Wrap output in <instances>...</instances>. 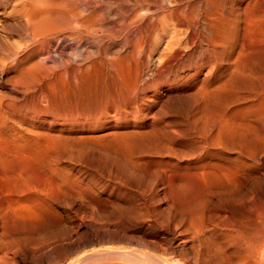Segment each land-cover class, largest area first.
Returning a JSON list of instances; mask_svg holds the SVG:
<instances>
[{
    "label": "rangeland",
    "instance_id": "1",
    "mask_svg": "<svg viewBox=\"0 0 264 264\" xmlns=\"http://www.w3.org/2000/svg\"><path fill=\"white\" fill-rule=\"evenodd\" d=\"M195 1L197 2L180 0V8L186 6L180 10V48L173 54L167 53L170 58L167 57L160 65L161 59L158 56L166 54L162 48V52L159 49L160 52L153 53L154 60L147 53V64L145 63L143 70L139 72L137 68L131 67L124 71L128 73L126 78L123 75L125 82L116 72L102 65L92 66L91 71L80 67L79 72L85 71L84 73H79L78 67L75 69L78 77L76 73H72L75 70L56 64L59 62L58 55H53L44 63L48 66L51 63L54 69L50 73H55L51 75L54 78L59 76L60 67V73L65 74L60 76H64L65 80L69 78L67 84H64L63 78L48 80V83L46 80H38L40 83L36 80L27 83L20 80V84L17 73H20L24 63L13 59L18 56L0 64V175L1 178L9 174L14 176L4 177V180L8 179L6 182L0 180V195L4 193L3 198H17L18 202H14V205L10 203L13 198L4 200L0 196V209L4 207L5 212V209L7 211L12 207L9 212L0 211V218L3 217V220L0 219V241L3 237L4 240L9 239V242L17 241L21 249L15 256L17 264H141L120 259L118 251L123 250L121 245L124 249L130 246L121 240V236H133L136 234L131 231L135 227L133 224L139 221L149 223L150 219L158 222V229H149L150 240L159 241V253L173 264H264V119L258 113L259 108H264V35L261 32L264 31V0H208L206 6H198L197 3V7L194 6ZM215 2L222 4V7ZM188 5L193 11L197 9V13L206 9L207 16L200 12V18L204 16L207 19H203L209 21L205 22L209 33L207 30H203L204 33L199 30L196 34L191 31L190 19L195 20L196 13L189 11L191 8ZM218 8L223 10L220 11L222 14L218 12ZM207 9L215 13L216 17L213 14L211 16ZM0 10L2 25L6 14H3L1 6ZM220 14H224V18ZM252 21L253 24L257 23L259 31ZM213 22L219 26L213 25ZM209 24L213 26L210 27ZM251 24V30L255 29L254 32L258 35L261 33L260 37L252 35L248 29ZM213 28L217 29V34ZM251 35L253 39L250 40ZM205 38L210 39V42ZM184 39L188 41L183 42ZM243 41L245 45H242ZM255 44L260 48L263 45L260 49L255 48ZM249 45H253L255 50ZM256 49L261 50L258 55L255 53L258 52ZM235 50L237 53L246 51L247 55H243L253 58L246 61L245 56L239 57L242 52L237 54ZM232 60H236L234 64ZM167 61L172 62L169 64ZM236 63L243 64L239 66L243 71L232 66H238ZM21 64L22 67H19ZM159 66L161 70L157 71ZM135 71L139 73L136 74ZM231 71L233 76H229ZM234 71L239 74L234 75ZM75 75L78 78H74ZM14 76L18 77L15 81ZM127 79L132 84L136 81L138 83L133 86ZM29 82L33 85L26 86ZM131 85L134 88L129 89ZM258 86L263 87L262 93ZM131 89H135V92ZM256 89H260V92L255 91ZM256 95L261 96L257 98ZM227 112L235 115V122L240 118L235 130L237 128L238 131L239 125L240 129L244 128L243 124L246 122L243 135H239L240 129L239 134L233 130L237 134L235 136L230 135L232 132L225 134L220 128L221 132L218 133L217 126H220L216 119ZM244 114L247 116L245 122L241 119H244ZM212 122H215L216 127ZM247 122L253 126L249 128ZM247 127L250 130H246ZM216 130L221 135L220 141ZM221 133L231 137L226 138ZM212 134L218 137L215 138L216 141ZM20 158L29 161L34 165L33 168L38 167L36 175L40 173L37 180L33 179L36 183L33 184L34 181L31 180L26 181L27 186L25 183L21 186L24 187V192L19 188L24 174L20 173L22 177L11 169V165L24 161ZM15 174L19 176L15 177ZM15 178L22 180L18 182ZM25 178L24 180H29ZM8 181H12L13 185L14 182L19 184V187H14L23 193L14 191L13 185L9 186L13 191L8 189ZM40 181L42 184H39ZM4 183L7 184L1 185ZM28 186L26 191L25 187ZM46 186L48 191L45 190ZM57 188L60 189L59 195L55 192ZM7 190L12 192H5ZM50 190L51 193L54 190L55 198L53 193V198L50 197ZM29 198L33 200L30 201ZM18 199L25 204L22 205ZM33 201L39 204L35 207L32 205ZM7 203V208L11 204L8 209L4 205ZM12 205L19 209L15 207L14 210ZM175 217L184 218L193 231L205 229L204 233L201 232V242L198 237H193L192 232L181 233L180 226H175ZM2 221L5 222L4 225ZM171 228L174 229L171 231ZM133 237L139 240L138 235ZM33 242L36 244L32 246L30 243ZM149 247L152 246L143 243V249ZM27 249H31L34 255L29 254V257Z\"/></svg>",
    "mask_w": 264,
    "mask_h": 264
},
{
    "label": "bare ground",
    "instance_id": "2",
    "mask_svg": "<svg viewBox=\"0 0 264 264\" xmlns=\"http://www.w3.org/2000/svg\"><path fill=\"white\" fill-rule=\"evenodd\" d=\"M186 0H184L185 2ZM188 1V0H187ZM210 1V0H209ZM213 1V0H212ZM218 1V0H217ZM221 1V0H220ZM219 1V2H220ZM224 1V0H223ZM183 1H181L182 3ZM192 2V1H191ZM194 2V0H193ZM196 2V1H195ZM214 2V1H213ZM231 2V1H230ZM189 3V2H188ZM198 3V6L201 5V4H207L208 3V0H197L196 3H194V6H196L195 4ZM217 3V2H215ZM224 3V2H223ZM185 4V3H184ZM205 4V6H206ZM220 4V3H219ZM217 3V5H219ZM187 5V4H186ZM0 6L1 8L3 9V14H6V18H4V22L0 25V64H4V62L7 60V59H11L13 56H18L17 58H13V59H16L17 62H20V63H24L23 65V68H21V70L19 71L20 73H17L18 74V77L20 78L18 80V82L20 83V80H25V82L27 83V81H38V80H46V83H48L47 81L48 80H53V79H61L63 78L64 76H60V67H58V70H59V73L58 75L60 76H54L52 77L51 75L55 74V73H52L53 72V69L52 68L53 66L49 64L46 65L44 62H46V60H48L49 58H51L53 55H58V60L59 62L56 63V60L54 63L58 64L60 63L62 65V67L64 68H71L73 70H75L76 68L79 67V70L78 72L80 71V67H84L86 69H82V70H88L92 69V66H103V67H106V68H110L111 70H113L114 72H116V74H118V77H120V79H123L124 81V74H125V78L128 77L126 74H128L127 72L125 73L124 71L127 69H130L131 67H135L137 68L136 70L140 72V70H143L144 69V65H145V61H146V54L147 53H150L149 54V57L154 60L152 58L153 56V53H155L156 51H159V49L161 50V48L163 49V52L166 53L165 55L163 54V56L160 57L158 56L160 60V63L158 65H160L162 63V61L164 62L165 59L168 57V54H173L174 52H176V50H178L180 48V42H181V35H180V10H183L186 6L184 5V8H180V0H0ZM183 6V4H182ZM190 6V5H188ZM192 6V4H191ZM190 6V10L189 11H193L192 7ZM204 6V5H203ZM202 6V7H203ZM222 7V4L219 5V7ZM231 6V5H230ZM197 7V6H196ZM208 7V6H207ZM210 7H211V4H210ZM213 7V6H212ZM235 7V6H234ZM200 9H202L200 7ZM213 9V8H212ZM229 9V8H228ZM196 11H193L195 12V16L194 18L196 17V19H190L192 22L190 23V26L189 28L191 29V31L196 34L200 31L203 32V30H207L209 27H207L208 25H206L205 21L207 18L202 16L203 18H200L201 16V13L202 11H199L197 9H195ZM208 10V9H207ZM215 10V9H214ZM218 12L220 11H223L221 9L218 8ZM1 11V10H0ZM206 11V9H205ZM202 12V13H205ZM209 11V10H208ZM216 11V10H215ZM210 12V11H209ZM227 12V11H226ZM225 12V13H226ZM233 12V11H232ZM236 13V11H234ZM239 12V11H238ZM189 13V12H188ZM211 16L213 14V17L215 15L216 17V14L215 13H212L210 12ZM217 13V11H216ZM221 13V12H220ZM231 13V12H230ZM190 14V13H189ZM192 14V12H191ZM222 14V13H221ZM220 14V15H221ZM246 14V13H245ZM187 15V14H186ZM204 15V14H203ZM218 15V14H217ZM224 15V14H223ZM223 15H221L223 17ZM237 15V14H236ZM248 15V13L246 14ZM205 16L206 13H205ZM211 16L209 18H211ZM189 17V16H188ZM188 17H187V20H188ZM191 17V16H190ZM189 17V18H190ZM230 17V16H229ZM239 18V16H237ZM247 17V16H246ZM248 17L251 19V16L248 15ZM193 18V17H192ZM221 17H219L220 19ZM224 18V17H223ZM264 18V17H263ZM215 19V18H214ZM229 19V18H228ZM240 19V18H239ZM2 20V21H3ZM194 20V21H193ZM212 20V19H210ZM217 20V18L215 19ZM225 20V19H223ZM252 20L254 21V18L252 17ZM256 20V18H255ZM189 21V20H188ZM219 21V20H218ZM227 21V20H226ZM249 21V20H248ZM247 21V22H248ZM253 21L251 22L253 24ZM209 22V21H208ZM224 22V21H223ZM232 22V21H231ZM246 22V23H247ZM257 22V21H256ZM260 22V21H258ZM221 23V22H220ZM219 23V24H220ZM227 23V22H226ZM241 23V22H240ZM245 23V22H244ZM250 23V21H249ZM182 24V23H181ZM208 24V23H207ZM213 25L215 24L214 22L212 23ZM212 24H209L212 25ZM233 24V22H232ZM231 24V25H232ZM238 24V23H237ZM235 23V25H237ZM252 24L251 26H249L248 29H250V32L252 33V35L254 37H260L261 36V33H259L258 31L260 30L259 27L257 28L256 24L257 23H254L253 25L257 28V32L259 33V35L254 32V30L252 31L251 28H252ZM185 25V24H184ZM212 25V26H213ZM217 24H215L216 26ZM225 25V24H224ZM223 25V26H224ZM233 25V26H235ZM247 26V24H245ZM250 25V24H249ZM187 26V25H185ZM210 26V27H212ZM219 26V25H217ZM232 26V27H233ZM238 26V25H237ZM237 26H236V29H237ZM251 27V28H250ZM187 28V27H186ZM220 28V27H219ZM218 28V29H219ZM244 28H247V27H244ZM215 28H213V31H215V34L217 29L214 30ZM221 29H222V25H221ZM224 29V27H223ZM239 29V28H238ZM247 29V30H248ZM212 30V28H211ZM220 30V29H219ZM212 31V32H213ZM223 30H221L220 32H222ZM225 31V29H224ZM231 31V30H230ZM237 31V30H236ZM239 31V30H238ZM246 31V30H245ZM244 31V35L246 34ZM249 31V30H248ZM256 31V30H255ZM208 32V30H207ZM219 32V33H220ZM256 33V34H253ZM263 32V35H264V31H261ZM206 33V32H205ZM209 33V32H208ZM223 33V32H222ZM234 33V32H233ZM249 33V32H248ZM214 34V33H213ZM212 34V35H213ZM231 34V33H230ZM242 34V35H243ZM207 35V33H206ZM222 35V34H221ZM223 35L225 36L226 34L223 33ZM251 35V36H252ZM258 35V36H257ZM196 36V35H194ZM208 36V35H207ZM210 36V35H209ZM218 36H220L218 34ZM229 36V35H228ZM253 36L250 37V40L251 38L253 39ZM211 37V36H210ZM216 37V36H215ZM248 37V36H247ZM246 37V38H247ZM191 38V37H190ZM196 38V37H195ZM198 38V37H197ZM221 38V36H220ZM230 38V37H229ZM243 38V37H242ZM262 38H264V36H262ZM193 39V38H192ZM208 40V38H205ZM257 40H260L259 38H256ZM255 39V40H256ZM185 40L187 39H184L183 42H185ZM195 40V39H194ZM200 40V39H198ZM227 40V39H226ZM245 40V39H244ZM254 40V41H255ZM31 41V43H30ZM188 41V40H187ZM186 41V43H188ZM218 41V39H217ZM233 41V39H232ZM235 41V40H234ZM192 42V40H191ZM198 42V41H196ZM210 42V41H209ZM212 42V41H211ZM245 41H243L244 43ZM253 42V41H252ZM250 42V44L252 43ZM257 42V41H256ZM263 42H264V39H263ZM201 44V41L199 42ZM218 43V42H217ZM225 42H223L224 44ZM242 45H245V43ZM255 43V42H253ZM252 43V44H253ZM257 43H262V42H257ZM185 44V43H184ZM193 44V43H191ZM189 45V46H192V45ZM199 44V45H200ZM216 44V42H215ZM220 44V43H219ZM226 44V43H225ZM258 44V45H259ZM183 45V44H182ZM186 45V44H185ZM194 45V44H193ZM203 45V44H201ZM218 45V44H217ZM221 45V44H220ZM262 45L261 44V48H262ZM187 46V45H186ZM188 46V47H189ZM205 46V45H204ZM241 46V45H240ZM239 46V47H240ZM247 46V45H246ZM249 46H252V48L254 49V46L253 45H249ZM257 44H255V48H260V46H257ZM187 47V48H188ZM194 47V46H193ZM215 47V46H213ZM219 47V46H218ZM264 47V45H263ZM183 48V46L181 47ZM200 48V47H199ZM210 48V47H209ZM260 48V49H261ZM190 49V48H189ZM192 49V48H191ZM196 49V48H195ZM198 49V48H197ZM206 49V48H204ZM217 49V48H216ZM233 49V48H232ZM252 49V51H253ZM260 49H256L258 50V52H255L257 53V55L260 53L259 50ZM264 49V48H262ZM188 50V49H187ZM202 50V49H201ZM227 50V49H226ZM255 50V49H254ZM212 53H213V50H211ZM236 51V50H235ZM261 51V50H260ZM263 51V50H262ZM160 52V51H159ZM162 52V50H161ZM188 52V51H187ZM191 52V51H190ZM193 52V51H192ZM191 52V53H192ZM196 52V51H195ZM199 52V50H198ZM210 52V51H209ZM220 52V51H219ZM242 52V51H241ZM239 52V53H241ZM168 53V54H167ZM202 55H204L203 53L204 52H201ZM206 53V52H205ZM234 53V52H233ZM232 53V54H233ZM237 53V51H236ZM237 53V54H239ZM244 53H246L247 55V52L245 51ZM243 52L241 54H239V57L241 56H245L246 58V55H243L244 54ZM264 53V52H263ZM263 53H261L260 55H263ZM160 54V53H159ZM162 54V53H161ZM182 54V53H181ZM198 54V53H197ZM195 53V55H197ZM211 54V52H210ZM214 54V53H213ZM212 54V55H213ZM229 54V53H228ZM237 54H236V57H237ZM183 55V54H182ZM182 55L180 57H182ZM189 55V54H188ZM217 55V54H216ZM241 55V56H240ZM177 56V55H176ZM210 56V55H209ZM215 56V55H214ZM222 56V55H221ZM219 56V57H221ZM225 55H223L224 57ZM249 56V54H248ZM154 57V56H153ZM157 57V56H156ZM173 57V56H172ZM171 57V58H172ZM202 57V56H201ZM200 57V58H201ZM216 57V56H215ZM231 57V56H229ZM251 56L247 57L246 58V61L247 59H249ZM260 57V56H259ZM170 58V57H168ZM183 58V57H182ZM228 58V57H227ZM234 58V56H233ZM244 58V57H243ZM242 58V59H243ZM245 58L243 59L245 61ZM253 58V57H251ZM250 58V59H251ZM9 59V60H10ZM12 59V60H13ZM148 59V58H147ZM180 59V58H179ZM195 59V58H194ZM216 59V58H215ZM223 59V58H221ZM229 59V58H228ZM235 59V58H234ZM233 59V60H234ZM239 61H241V58H238ZM11 60V61H12ZM157 60V59H156ZM170 60V59H169ZM201 60V59H200ZM226 60V59H225ZM224 60V61H225ZM231 60V59H230ZM232 60V63L235 61ZM159 61V60H158ZM195 61V60H194ZM216 61V60H215ZM223 61V60H222ZM238 61V60H237ZM13 62V61H12ZM49 62V61H48ZM156 62V61H154ZM169 63V61H167ZM172 62V61H171ZM170 62V63H171ZM181 62V61H180ZM186 62V61H185ZM214 62V61H213ZM227 62V60H226ZM229 62V61H228ZM8 63V62H7ZM15 63V62H13ZM12 63V64H13ZM26 63V64H25ZM150 63V62H149ZM169 63V64H170ZM174 63V61H173ZM172 63V65H173ZM190 63V61H189ZM231 63V62H230ZM231 63V64H232ZM233 63V64H234ZM11 64V63H10ZM147 64V63H146ZM213 64V63H212ZM238 64V63H236ZM242 63H240L241 65ZM16 65V64H15ZM178 65V64H177ZM191 65V64H190ZM238 64L237 65H232L233 67L236 66L238 68V71H239V66ZM243 65V64H242ZM14 66V65H13ZM181 66V65H179ZM229 66V65H228ZM18 67V66H16ZM19 67H22V64L21 66ZM55 67V66H54ZM90 67V68H89ZM146 67V66H145ZM164 68V65L162 66ZM167 67V66H166ZM165 67V68H166ZM204 67V66H203ZM210 67V65H209ZM236 67L234 68V70H236ZM241 67V66H240ZM62 68V69H63ZM96 68V67H95ZM100 68V67H99ZM153 68V67H152ZM157 68V66L155 67ZM160 69H157L158 70H161V67L159 66ZM176 68V67H175ZM224 68V67H223ZM18 69V68H17ZM52 69V72L50 73V70ZM56 69V67H55ZM98 69V67H97ZM151 69V68H150ZM154 69V68H153ZM171 69V68H170ZM195 69V67H194ZM211 69H214V68H211ZM231 69V68H230ZM245 69V68H244ZM66 70V69H64ZM63 70V71H64ZM105 70V69H104ZM108 70V69H107ZM179 70V69H178ZM228 70V69H227ZM233 70V68H232ZM241 71H243V69L241 68L240 69ZM246 70V69H245ZM244 70V71H245ZM250 71V69H248ZM61 71V72H63ZM77 70H75V72H72V73H76ZM89 71V70H88ZM106 71V70H105ZM130 71V70H128ZM147 71V70H146ZM149 71V70H148ZM155 71V70H153ZM208 71V70H207ZM210 71V70H209ZM229 71V70H228ZM83 72V71H81ZM79 72V73H81ZM85 72V71H84ZM83 72V73H84ZM109 72V71H108ZM112 72V71H111ZM113 72V73H114ZM124 72V73H123ZM136 72V71H135ZM139 72H136V74H138ZM161 72V71H160ZM172 72V71H171ZM236 72V71H234ZM68 72H66L67 74ZM87 73V72H86ZM85 73V74H86ZM89 73V72H88ZM87 73V74H88ZM107 73V72H106ZM113 73H110L113 74ZM130 73V72H129ZM147 73V72H146ZM145 73V74H146ZM163 73V72H162ZM208 73V72H207ZM212 73V72H211ZM229 76H233V71L229 72ZM243 73V72H242ZM241 73V74H242ZM246 72H244L245 74ZM64 74V72L62 73ZM61 74V75H62ZM86 74V75H87ZM115 74V75H116ZM131 74V73H130ZM133 74H134V70H133ZM131 74V76L133 75ZM150 74V72H149ZM165 74V72H164ZM178 74V72H177ZM239 73L236 72V74L234 75H237ZM238 75L239 77L241 76ZM65 75V74H64ZM69 75V74H67ZM76 75H78L76 73ZM73 76L74 78H78L77 76ZM84 74H82L83 76ZM148 75V74H146ZM243 75V74H242ZM247 75V73L245 74ZM262 75V74H261ZM173 76V75H172ZM171 76V77H172ZM244 76V75H243ZM264 76V74H263ZM15 77V79H14ZM12 79H14L13 81L16 80V77L17 76H14ZM17 77V79H18ZM66 77V76H65ZM81 77V76H80ZM85 77V75H84ZM110 77H113L110 76ZM135 77V74L134 76H132V78ZM137 77V76H136ZM149 77V75H148ZM147 77V78H148ZM176 77V76H175ZM68 78V77H67ZM66 78V79H67ZM72 78V77H70ZM115 78V77H114ZM117 78V76H116ZM130 78V79H132ZM65 81L64 84H67L68 82H66L67 80H69V78L67 80H65V78H63ZM81 79V78H80ZM79 79V80H80ZM87 79V78H86ZM85 79V80H86ZM113 79V78H112ZM130 79H127V80H130ZM137 80V78H135ZM134 79V80H135ZM145 79V77H144ZM172 79V78H171ZM72 80V79H70ZM126 80V79H125ZM133 80V79H132ZM133 80V81H134ZM143 80V78H142ZM261 80V79H259ZM35 81V83H36ZM41 81V82H42ZM54 81V80H53ZM78 81V80H76ZM84 81V80H83ZM112 81V80H111ZM120 81V80H119ZM118 81V82H119ZM122 81V82H123ZM139 81V80H138ZM40 83V81H38ZM82 82V81H81ZM125 82V81H124ZM131 82V80L129 81V83ZM137 82V81H136ZM135 82V83H136ZM140 82V81H139ZM22 83V82H21ZM20 83V84H21ZM45 83V81H44ZM43 83V84H44ZM76 83V82H75ZM120 83V82H119ZM133 82L130 83L134 86L135 84ZM138 83V82H137ZM181 83V82H180ZM260 83V82H259ZM258 83V84H259ZM30 84V82L26 85L28 86ZM31 84L33 85V83L31 82ZM30 84V85H31ZM38 84V83H37ZM36 84V85H37ZM41 84V85H43ZM53 84V82H52ZM63 84V83H62ZM46 85V84H45ZM49 85H50V82H49ZM47 84V86H49ZM56 85V84H55ZM126 87H127V82H126ZM131 85L130 88H134L133 86ZM136 85V84H135ZM178 85V84H177ZM261 85V83H260ZM259 85V86H260ZM52 86V85H50ZM130 86V85H129ZM260 89H256L255 91H261V93L263 92L262 88L264 87V85H262L263 87H259ZM178 88V87H177ZM202 88V87H201ZM200 88V89H201ZM203 89V88H202ZM135 90V89H134ZM131 89V91H134ZM259 91V92H260ZM135 92V91H134ZM258 92V93H259ZM257 94V93H256ZM257 96V95H256ZM261 96V95H259ZM257 96V98L259 97ZM263 96V99H264V95L262 94ZM262 99V97H260ZM262 99V100H263ZM258 100V99H257ZM256 100V101H257ZM260 100V102L262 101ZM259 102V101H258ZM256 103V102H255ZM263 105H264V101H262ZM257 104V103H256ZM255 104V105H256ZM261 104V103H260ZM254 105V106H255ZM258 105V104H257ZM261 106V105H260ZM253 107V106H252ZM262 108V106H261ZM247 109V108H246ZM255 109H258L257 107ZM254 110V109H253ZM252 110V111H253ZM260 111H258V113L260 112L262 114V117L264 119V108L263 109H260ZM255 111V110H254ZM233 112H236L233 111ZM242 112V111H241ZM249 112V111H248ZM232 112H230L231 114ZM238 113V112H237ZM244 113H247V112H244ZM251 113V112H250ZM257 113V112H256ZM228 112L227 114H224L222 116H220L221 114H218L220 117H218L216 120H217V123L219 124L220 127L217 126V130H222L225 134H230L229 132H232V134L230 135H234L236 134V132L239 131L240 129V125H239V128H238V131H237V128L236 130L234 129L235 128V125L236 123L238 124V121H239V116H238V121L235 122V119L236 117H234L235 115H230ZM243 114V112L241 113ZM248 114V113H247ZM237 115V114H236ZM239 115V114H238ZM245 115V114H244ZM244 115H241L242 117ZM217 115H215L216 117ZM255 116V115H254ZM254 116H253V119H254ZM257 116V115H256ZM261 116V115H260ZM251 117V116H250ZM261 117V118H262ZM245 118H247V116L245 115L244 119L241 118L243 120V122H245ZM260 119V118H259ZM237 120V118H236ZM247 121V120H246ZM249 121H252V119L250 120L249 118ZM258 121V120H257ZM255 121V122H257ZM216 122V121H215ZM215 122H212L214 123L213 126H215ZM264 121L262 120V123ZM216 123V125H217ZM242 122H239V124H241ZM246 123V122H245ZM243 124V125H247V124ZM248 123V122H247ZM258 123V122H257ZM252 124V123H251ZM250 122L248 123V126L250 128V126H253V124L251 125ZM238 126V125H237ZM244 126V128H245ZM257 126V125H255ZM262 126V125H260ZM216 127V126H215ZM214 127V128H215ZM243 127H241V132L239 134V132L237 134L239 135H243L242 133V130L244 129ZM248 128V127H247ZM246 129V130H250V129ZM264 128V127H262ZM217 130H216V135L219 137H221L220 134V130H219V134H217ZM233 130H235L233 132ZM264 130V129H263ZM244 131V130H243ZM252 131V130H251ZM215 132V131H214ZM224 133H221V134H224ZM242 133V134H241ZM214 134V133H213ZM212 134V137L214 136ZM224 134V135H225ZM236 134V135H237ZM217 136H214V141H216L215 138H218ZM235 136V135H234ZM211 137V138H212ZM220 137L218 138V140L220 139ZM226 137V135H225ZM227 137H231V136H228ZM226 137V138H227ZM237 137V136H236ZM240 137V136H239ZM212 138V140H213ZM223 138V137H222ZM97 140V139H96ZM221 140V139H220ZM219 140V141H220ZM217 141V142H219ZM216 142V143H217ZM218 146V145H217ZM248 153V152H247ZM12 159V158H11ZM22 160H24L23 158H20ZM6 160V159H5ZM17 160V159H15ZM27 160V159H26ZM19 161V160H18ZM17 161V162H18ZM21 161V160H20ZM11 162V161H10ZM9 162V163H10ZM29 161H22L21 163L17 164V165H11V169L13 171H16L17 173H21V174H24L25 177H28V178H25L23 177V175H21L23 177V183L21 184L19 182V180H22V179H19L17 180L15 178V180H17L19 182V184H15L14 182V185L18 186L21 190L23 189V192L25 191L24 187L22 188L21 186L24 184L27 186L26 184V181H34L37 180L36 178L37 174L36 175V171L37 170V166L33 168V166L30 164V162L28 163ZM15 164V162H13ZM32 163V162H31ZM8 164V163H7ZM33 164V163H32ZM42 165V164H41ZM217 165V164H216ZM220 165V164H219ZM5 166V165H4ZM3 166V167H4ZM213 166V165H212ZM41 167V166H40ZM10 168V167H9ZM216 168V167H215ZM43 169V168H42ZM211 169V168H210ZM3 171V170H2ZM7 171V169L5 170ZM199 171V170H198ZM9 174V171H7ZM46 172V171H45ZM43 172V173H45ZM202 172V171H201ZM205 172V171H204ZM5 173V172H4ZM3 173V174H4ZM11 173V172H10ZM38 173V172H37ZM195 173V171H194ZM6 174V173H5ZM47 174V173H45ZM62 174V173H61ZM196 174V173H195ZM202 174V173H201ZM10 175V174H9ZM7 175V176H9ZM12 175V174H11ZM10 175V177H11ZM48 175V174H47ZM203 175V174H202ZM3 176V175H2ZM7 176H3V178H1V175H0V180H4V177L7 178ZM13 176V175H12ZM19 175H16L15 174V177H17ZM50 176V175H48ZM14 177V176H13ZM47 177V176H46ZM234 177V176H233ZM5 178V179H6ZM20 178V177H19ZM25 179H29V180H24ZM48 178V177H47ZM63 177H61L62 179ZM65 178V177H64ZM35 179V180H33ZM51 179L52 176H51ZM230 179V178H229ZM8 180V179H6ZM6 180L2 181V182H6ZM14 180V181H15ZM221 180V179H220ZM226 180V179H225ZM25 181V182H24ZM60 181V180H59ZM58 181V182H59ZM231 181V180H230ZM1 182V181H0ZM9 182V181H8ZM7 182V183H8ZM11 182V183H10ZM8 183V185H6L5 183L4 184H1V185H6L8 189H10L13 185L12 184V181H10ZM39 182V181H38ZM52 182V181H51ZM187 182V181H186ZM17 183V182H16ZM31 183V182H30ZM29 183V184H30ZM65 183V182H63ZM224 183V182H223ZM230 183V182H228ZM10 184V185H9ZM39 184H42L41 181ZM39 184H37L39 186ZM55 184V183H54ZM13 185V187H14ZM32 185V184H30ZM44 185V184H43ZM42 185V186H43ZM62 186V184H60ZM231 185V184H230ZM5 186V187H6ZM9 186H11L9 188ZM41 186V187H42ZM64 186H66V184H64ZM229 186V184H228ZM227 186V187H228ZM1 187V186H0ZM36 187V185H35ZM45 187V186H44ZM43 187V188H44ZM58 187V186H57ZM67 187V186H66ZM226 187V188H227ZM18 188V189H19ZM27 188L26 191L29 189V186L28 187H25ZM63 188V187H62ZM222 188V187H221ZM2 189V188H1ZM6 189V188H4ZM12 189V188H11ZM14 191L16 190V187L13 188ZM12 189V191H13ZM19 189V190H20ZM51 189V188H50ZM65 190V187L63 188ZM62 189V190H63ZM20 190V192H18L16 190V192H18L19 194L20 193H23L22 191ZM44 190V189H43ZM47 190V186H46V189ZM49 190V189H48ZM47 190V191H48ZM58 190V191H57ZM57 190L55 191L57 193V195H59V190L57 188ZM61 190V192H62ZM12 191H5V192H12ZM52 190H50V193H51ZM3 192V190L1 191ZM15 192V193H16ZM33 192V191H32ZM31 192V193H32ZM46 192V191H44ZM43 192V193H44ZM54 190H53V194L55 193ZM60 192V193H61ZM34 193V192H33ZM32 193V194H33ZM52 193L50 194V197L53 198ZM65 193V191H64ZM2 194V193H1ZM14 194V192H13ZM26 194V193H25ZM49 194V192H48ZM73 194V193H72ZM185 194V193H184ZM27 195V194H26ZM30 196H32L31 194H29ZM47 195V193H46ZM56 194H54V198L56 197L55 196ZM62 195V194H61ZM4 196V193L3 195H0ZM24 196V195H23ZM29 196V197H30ZM35 197V195H33ZM64 196V195H63ZM17 197V196H16ZM38 197V196H37ZM49 196L47 198H50ZM10 197H5L3 198L4 200L5 199H9ZM13 198V199H11ZM11 201L10 203L11 204H14V202H16V199H14V197H11ZM33 198V197H31ZM36 198V197H35ZM50 198V199H51ZM1 199V197H0ZM23 199V198H22ZM34 199V198H33ZM31 199V200H33ZM44 199V198H43ZM28 200V198H27ZM30 200V198H29ZM30 200V201H31ZM36 200V199H35ZM41 200H42V196H41ZM40 200V201H41ZM44 200H47V199H44ZM3 201V200H2ZM18 201H20V203L22 202L20 199H18ZM29 201V202H30ZM37 201V200H36ZM38 200V202H40ZM5 202V201H3ZM9 202V200H8ZM28 202V201H26ZM35 201H33L32 205L33 206H37V202L36 205H34ZM6 203V202H5ZM9 203V204H10ZM18 203V202H16ZM19 203V204H20ZM24 203V202H23ZM23 203H21L22 205H24ZM11 204L9 205V207L11 206ZM42 204V203H41ZM41 204H40V207L41 208ZM0 205L1 202H0ZM5 207L8 206V203L7 205L4 204ZM12 205V206H14ZM2 207V206H1ZM8 207V208H9ZM16 206L13 207L14 210ZM20 207V205H19ZM7 208V207H6ZM7 208V209H8ZM17 209L18 206L16 207ZM21 208V207H20ZM38 208V207H37ZM38 208V209H39ZM4 209V207H3ZM3 209H0V211H3ZM12 210V207L9 208ZM8 209V210H9ZM7 210V211H8ZM13 210V211H14ZM6 209H5V212H7ZM12 211V212H13ZM4 212V211H3ZM4 212V213H5ZM9 212V211H8ZM21 213V212H19ZM1 214V213H0ZM9 214V213H8ZM7 214V215H8ZM11 214V213H10ZM9 214V215H10ZM16 215H18L17 213H14ZM3 216V215H2ZM12 216V214L10 215V217ZM14 216V215H13ZM182 216V215H181ZM1 217V216H0ZM6 219L8 220V217L5 216ZM3 218V217H2ZM0 218V219H2ZM12 218H15V217H12ZM11 219V218H10ZM175 219L174 223H175V226H177L179 228L180 226V231L181 233H193L194 236L193 237H198L199 241H200V236H201V232L204 233L205 232V229L201 228L202 230H192L190 228V225L188 223H186V220L184 218H179L177 219L176 217L173 218ZM3 220V219H2ZM5 220V219H4ZM7 220L6 223H7ZM12 220V219H11ZM16 221L17 219H13V221ZM144 220V219H143ZM260 221V219H259ZM2 225H4V221H2ZM173 223V224H174ZM194 224V223H193ZM6 225V224H5ZM135 227L132 228L131 231H133L134 233L136 234H133V236L135 235H138L139 236V240L135 239L132 235L131 236H126V235H122L121 236V240L122 241H125L126 243L130 244L129 247L126 246V248L124 249L123 245L122 246V251H118L119 255H120V259L124 260V261H127V262H132V263H144V264H173L171 263V261L167 258H165L163 255H161L158 251V240L157 241H152L150 240V231L149 229L152 228L154 230L158 229V222L155 221V220H149V223H146L144 221H139L138 223L136 224H133ZM205 225V224H204ZM66 226V225H65ZM173 227V226H172ZM174 228H171V231L173 230ZM68 231V230H67ZM66 231V232H67ZM170 231V232H171ZM175 231V230H174ZM68 233V232H67ZM180 233V234H181ZM64 234V233H63ZM63 234L61 237H63ZM192 234V235H193ZM68 235V234H67ZM189 235V234H188ZM203 235V234H202ZM66 236V235H65ZM64 236V237H65ZM158 237V236H157ZM156 237V238H157ZM4 238V237H3ZM3 238H1L2 240L0 241V264H17L16 263V258L15 256L19 254V250L20 249V246L17 245V241L16 242H9L10 240L7 239V240H4ZM30 240V239H29ZM5 241V242H4ZM7 241V242H6ZM34 241V240H33ZM67 241V239H66ZM28 242V241H27ZM62 242V241H61ZM201 242V241H200ZM20 243V242H19ZM55 243V241H54ZM143 243L146 244V245H151L152 247H149V249H143L142 246H143ZM25 245V243H23ZM32 246L36 243L33 242L30 243ZM63 247H65V242H63ZM201 244V243H200ZM30 245V246H31ZM29 246V245H27ZM31 246V247H32ZM160 246V245H159ZM22 248V247H21ZM26 248V247H25ZM24 248V249H25ZM29 249V248H28ZM27 249V253L28 256L29 254L30 255H34V252L30 249L28 250ZM33 249V247H32ZM264 250V249H262ZM107 252V251H105ZM113 252V251H112ZM24 253V251H23ZM94 253V252H93ZM96 253V252H95ZM104 253V252H103ZM111 253V252H110ZM116 253V252H115ZM12 254V255H11ZM21 254V253H20ZM59 254V253H58ZM91 254V253H89ZM102 254V253H101ZM87 255V254H86ZM21 256V255H20ZM93 256V255H92ZM30 257V256H29ZM26 259V257H23ZM28 258V257H27ZM50 258V257H49ZM48 258V259H49ZM24 260V261H25ZM32 260V259H30ZM34 261V259H33ZM37 261V260H36ZM66 261V260H64ZM84 261V260H83ZM76 262V260H75ZM79 262V260H78ZM20 263V262H19ZM67 263V262H66ZM62 264V262H61ZM65 264V263H64ZM67 264H72L71 263H67Z\"/></svg>",
    "mask_w": 264,
    "mask_h": 264
}]
</instances>
